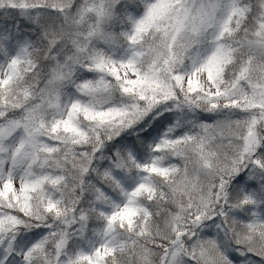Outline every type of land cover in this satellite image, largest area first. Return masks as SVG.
I'll use <instances>...</instances> for the list:
<instances>
[{
  "label": "snow or ice",
  "instance_id": "1",
  "mask_svg": "<svg viewBox=\"0 0 264 264\" xmlns=\"http://www.w3.org/2000/svg\"><path fill=\"white\" fill-rule=\"evenodd\" d=\"M0 264H264V0H0Z\"/></svg>",
  "mask_w": 264,
  "mask_h": 264
}]
</instances>
